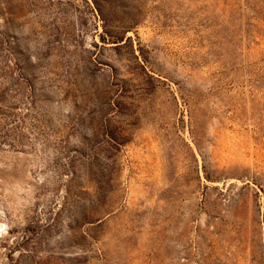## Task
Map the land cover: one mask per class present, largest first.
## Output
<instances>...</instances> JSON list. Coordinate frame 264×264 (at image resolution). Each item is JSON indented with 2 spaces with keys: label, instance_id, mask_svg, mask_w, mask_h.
Returning <instances> with one entry per match:
<instances>
[{
  "label": "rangeland",
  "instance_id": "rangeland-1",
  "mask_svg": "<svg viewBox=\"0 0 264 264\" xmlns=\"http://www.w3.org/2000/svg\"><path fill=\"white\" fill-rule=\"evenodd\" d=\"M0 264H264V0H0Z\"/></svg>",
  "mask_w": 264,
  "mask_h": 264
}]
</instances>
